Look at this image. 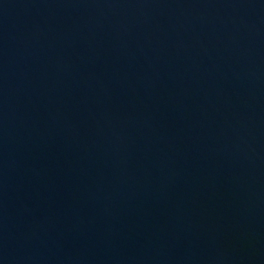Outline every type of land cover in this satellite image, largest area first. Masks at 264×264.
I'll list each match as a JSON object with an SVG mask.
<instances>
[{
    "label": "water",
    "instance_id": "obj_1",
    "mask_svg": "<svg viewBox=\"0 0 264 264\" xmlns=\"http://www.w3.org/2000/svg\"><path fill=\"white\" fill-rule=\"evenodd\" d=\"M0 264H264V0H0Z\"/></svg>",
    "mask_w": 264,
    "mask_h": 264
}]
</instances>
